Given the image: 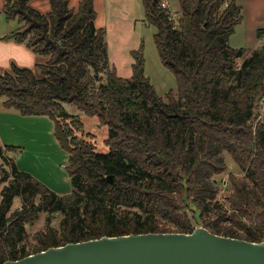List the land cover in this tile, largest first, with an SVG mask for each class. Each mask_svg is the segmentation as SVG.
<instances>
[{
  "label": "trees",
  "instance_id": "1",
  "mask_svg": "<svg viewBox=\"0 0 264 264\" xmlns=\"http://www.w3.org/2000/svg\"><path fill=\"white\" fill-rule=\"evenodd\" d=\"M30 1L4 0V21L17 28L1 40L24 44L42 61L0 72V98L4 109L54 122L72 192L57 195L17 169L5 155L12 147L0 146V264L102 237L172 233L164 224L191 233L192 220L215 235L264 242V121L257 119L264 42L252 51L229 45L242 22L239 2L177 0L176 26L158 0H140L159 60L176 79L164 100L144 76L142 45L130 52L129 78L109 65L94 0L76 9L49 0L46 14ZM64 106L107 129L106 153L74 136L80 118ZM225 154L244 175L229 176L220 202L212 178L227 170ZM15 199L20 207L11 212ZM42 214L45 230L29 248L26 226Z\"/></svg>",
  "mask_w": 264,
  "mask_h": 264
},
{
  "label": "rangeland",
  "instance_id": "2",
  "mask_svg": "<svg viewBox=\"0 0 264 264\" xmlns=\"http://www.w3.org/2000/svg\"><path fill=\"white\" fill-rule=\"evenodd\" d=\"M172 12L178 9L177 0H167ZM106 14L107 54L109 65L116 69L121 78L131 76L132 58L130 52L143 46L144 76L155 89L158 96L165 100V94L176 91L174 75L161 64L153 42L155 28L145 21L144 9L140 0H108ZM3 26L17 28L16 22L5 23ZM236 37L231 39V44ZM264 42V36L262 37ZM237 66H239L237 64ZM3 99L0 98V103ZM69 115L80 118L79 128L72 129L74 136L95 146L97 153H106L103 141L107 138V129L99 127L96 118H87L71 106H64ZM0 108V144L12 147L5 155L14 161L18 170L30 174L57 195L65 196L72 192L67 172L68 152L60 146L54 136V122L45 116H22L15 111H3ZM6 112V113H5ZM3 114V115H2ZM264 121V118H261ZM70 123V122H69ZM227 170L214 176L220 202L229 194V176L242 178V174L232 159L225 154ZM2 185H0V190ZM20 207V201L14 200L11 212ZM189 215V213H188ZM190 216V215H189ZM45 215L42 214L31 225L26 226V246L35 244L37 235L45 230ZM162 221H160L161 223ZM57 215L51 221L53 228H58ZM193 230L203 227L200 222L192 220ZM167 231L174 229L164 224Z\"/></svg>",
  "mask_w": 264,
  "mask_h": 264
},
{
  "label": "water",
  "instance_id": "3",
  "mask_svg": "<svg viewBox=\"0 0 264 264\" xmlns=\"http://www.w3.org/2000/svg\"><path fill=\"white\" fill-rule=\"evenodd\" d=\"M3 264H264V242L219 236L199 227L191 233L130 234L69 243Z\"/></svg>",
  "mask_w": 264,
  "mask_h": 264
},
{
  "label": "crops",
  "instance_id": "4",
  "mask_svg": "<svg viewBox=\"0 0 264 264\" xmlns=\"http://www.w3.org/2000/svg\"><path fill=\"white\" fill-rule=\"evenodd\" d=\"M79 1L69 0L70 8L76 9ZM237 1L242 7V22L236 28L234 35L230 37L229 45L233 48L242 47L248 51H252L262 42V39L259 40L257 38L256 32L257 30H264V0ZM3 2L4 0H0V72H10L13 65L20 68L34 69L35 64L42 61L40 58L36 57L24 44L1 40L4 35L13 31V27H9L8 25L3 26L1 22ZM107 2L108 0H94V9L96 12L95 26L105 30ZM29 6L42 14H46L50 10L49 0H31ZM235 37L236 41L231 44V39ZM1 107L4 109L2 103H0ZM10 110L12 109H4L3 111ZM0 146L4 147L6 145L3 146L0 144Z\"/></svg>",
  "mask_w": 264,
  "mask_h": 264
},
{
  "label": "built area",
  "instance_id": "5",
  "mask_svg": "<svg viewBox=\"0 0 264 264\" xmlns=\"http://www.w3.org/2000/svg\"><path fill=\"white\" fill-rule=\"evenodd\" d=\"M158 4H159V8L161 10H163L168 18L169 21H171L173 23V25L178 24V19H179V13L178 11H174L172 12L170 10V5L169 2L167 0H158ZM259 110H258V120H261V118H264V97L261 98V100L259 101Z\"/></svg>",
  "mask_w": 264,
  "mask_h": 264
}]
</instances>
